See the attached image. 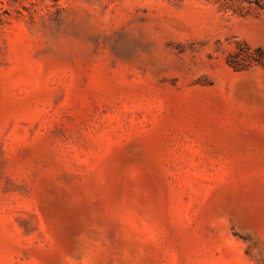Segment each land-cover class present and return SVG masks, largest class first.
Returning <instances> with one entry per match:
<instances>
[{"label":"rangeland","instance_id":"1","mask_svg":"<svg viewBox=\"0 0 264 264\" xmlns=\"http://www.w3.org/2000/svg\"><path fill=\"white\" fill-rule=\"evenodd\" d=\"M0 264H264V0H0Z\"/></svg>","mask_w":264,"mask_h":264},{"label":"trees","instance_id":"2","mask_svg":"<svg viewBox=\"0 0 264 264\" xmlns=\"http://www.w3.org/2000/svg\"><path fill=\"white\" fill-rule=\"evenodd\" d=\"M56 1V0H55Z\"/></svg>","mask_w":264,"mask_h":264}]
</instances>
